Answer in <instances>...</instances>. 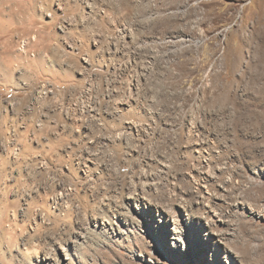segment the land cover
<instances>
[{"label":"rangeland","instance_id":"obj_1","mask_svg":"<svg viewBox=\"0 0 264 264\" xmlns=\"http://www.w3.org/2000/svg\"><path fill=\"white\" fill-rule=\"evenodd\" d=\"M41 80L92 81L99 121L29 146L50 164L33 186L0 185V264H260L264 0H0V86Z\"/></svg>","mask_w":264,"mask_h":264},{"label":"built area","instance_id":"obj_2","mask_svg":"<svg viewBox=\"0 0 264 264\" xmlns=\"http://www.w3.org/2000/svg\"><path fill=\"white\" fill-rule=\"evenodd\" d=\"M34 40L22 38L18 52L28 55L29 45ZM29 55L35 56L34 53ZM94 89L92 81L75 92L51 80H41L33 89L23 82L15 90L0 86V172L3 173L0 185L16 187L20 184L19 177L23 176L24 185L33 186L32 173L48 172L50 164L41 155L34 161L27 152L29 146L38 148L40 141L63 138L67 126L79 127L85 114L99 121L97 106H84L92 101ZM87 160L80 163L84 174L91 171L86 168ZM56 170L64 173L71 168L60 164Z\"/></svg>","mask_w":264,"mask_h":264},{"label":"bare ground","instance_id":"obj_3","mask_svg":"<svg viewBox=\"0 0 264 264\" xmlns=\"http://www.w3.org/2000/svg\"><path fill=\"white\" fill-rule=\"evenodd\" d=\"M131 104V99L127 102V103H122V105L124 106V105H130ZM131 125V124H130ZM136 130L137 132H139V130L135 127V126H132V127H129V130ZM201 144L202 145H205L206 144V142H202L201 141ZM87 165H86V168H88V169H93V167H94V165H95V163H94V161H92V159H93V157H92V155H89L88 157H87ZM148 164V163H147ZM151 165V164H150ZM207 177L209 176V174H205ZM149 176V175H148ZM210 177V176H209ZM211 178H213L212 176H211ZM206 179V178H205ZM148 186H153V184L152 183H150ZM145 191L143 190V192H141L142 194L144 193ZM139 194V193H135V194H129V196L128 197H126L127 198V202L129 203V205L131 206V207H134V208H136V210H138L139 212H140V215L141 216H145L146 214H148V213H153V204L150 202V201H148L146 198H144L143 196H141L142 194ZM57 200H61V198L60 197H58L56 200H55V202L57 203ZM115 209V208H114ZM113 211V210H112ZM164 211V209L163 208H160V212H163ZM119 213V211L118 210H114L113 211V216L114 215H117ZM121 216V215H120ZM105 222V224H107V225H111V223L109 222V221H107V220H105L104 221ZM211 223V222H210ZM105 224H104V226H105ZM114 224H116V223H114ZM211 224H213V223H211ZM210 224V225H211ZM108 230V229H107ZM79 235V234H78ZM180 236V235H179ZM77 239V238H76ZM245 242V241H244ZM248 242V241H247ZM247 242H246V244H247ZM247 245H249V244H247ZM246 245V246H247ZM236 246V245H235ZM243 246V245H242ZM244 248V247H243ZM251 248V247H250ZM247 249V248H246ZM245 249V250H246ZM252 249V248H251ZM250 249V250H251ZM258 249H259V247H258ZM244 250V249H243ZM252 250H254V249H252ZM251 250V251H252ZM262 250V249H261ZM256 251V250H255ZM260 251V250H259ZM259 251H257L258 253H259ZM262 251H264V250H262ZM248 252H249V249H248ZM251 253V252H250ZM256 253V252H255ZM261 253V252H260ZM247 254V253H246ZM249 255V254H248ZM248 255H247V257H248ZM252 255V254H251ZM250 255V256H251ZM260 255H263V256H260ZM259 255V257H260V261L261 262H258V263H260V264H264V254H263V252H262V254H260ZM258 257V258H259ZM249 258V257H248ZM252 258V257H251ZM49 260H51V257L49 256V255H47V254H43L41 257H38V262H37V264H50L49 263Z\"/></svg>","mask_w":264,"mask_h":264},{"label":"crops","instance_id":"obj_4","mask_svg":"<svg viewBox=\"0 0 264 264\" xmlns=\"http://www.w3.org/2000/svg\"><path fill=\"white\" fill-rule=\"evenodd\" d=\"M0 83H2L3 84V82L2 81H0ZM1 85V84H0Z\"/></svg>","mask_w":264,"mask_h":264}]
</instances>
